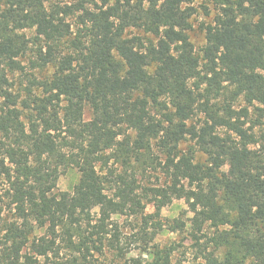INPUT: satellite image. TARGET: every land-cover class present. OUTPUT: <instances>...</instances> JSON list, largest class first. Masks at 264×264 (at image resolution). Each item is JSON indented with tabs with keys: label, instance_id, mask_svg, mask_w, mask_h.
Here are the masks:
<instances>
[{
	"label": "trees",
	"instance_id": "obj_1",
	"mask_svg": "<svg viewBox=\"0 0 264 264\" xmlns=\"http://www.w3.org/2000/svg\"><path fill=\"white\" fill-rule=\"evenodd\" d=\"M196 1L0 0V222L3 191L17 217L0 264H143L133 246L171 264L155 240L187 228L205 264H264V0H211L199 51ZM158 166L169 184L142 186ZM70 167L72 194L57 190ZM179 194L190 226L160 216ZM117 215L138 223L126 233ZM60 235L68 262L51 258Z\"/></svg>",
	"mask_w": 264,
	"mask_h": 264
},
{
	"label": "rangeland",
	"instance_id": "obj_2",
	"mask_svg": "<svg viewBox=\"0 0 264 264\" xmlns=\"http://www.w3.org/2000/svg\"><path fill=\"white\" fill-rule=\"evenodd\" d=\"M79 0H49V5H66L73 4ZM196 7V12L192 17L193 30L190 31V37L192 42L194 43L196 49L199 51L206 43L205 33L203 32V26L205 24L212 23L214 17L217 13V8L215 4L211 0H197L194 3ZM70 20L74 23L75 17L70 18ZM32 33L31 31L29 34ZM129 34L131 35H140L146 39L153 38L152 35L145 33L143 30L132 28L129 30ZM27 62H25L26 64ZM28 71H30L28 69ZM12 80L16 82V88L25 89L30 87V80L32 79L31 75L16 72L12 74ZM35 89V88H34ZM37 89V88H36ZM41 90H37L40 92ZM25 96V92H24ZM245 103L240 101L236 107H242ZM252 115L251 117H255L253 112V108L251 109ZM86 119L90 118V111L86 110ZM250 125V122H249ZM254 131L258 132V135H264V124L257 126L254 128ZM194 142L185 143L184 148L192 145ZM80 179V172L75 167L67 168L60 176L58 180V191L67 192L72 194L74 191L75 185L78 183ZM140 184L143 186H166L169 184L170 180L167 176L166 170L162 169L158 166V169L148 168L146 173L139 174ZM169 181V182H168ZM3 187H7V183H2ZM3 211L1 215L0 222V241L4 239V235L7 231V225L17 222L16 212L14 208L10 205L9 200L3 191ZM163 200H158L157 203L161 204ZM157 204H149L146 208V213L148 214H156L157 212ZM97 211V209L95 210ZM160 216L164 219H175L181 218L188 223L190 226V218L193 216V212L190 209V206L187 202L186 196L184 194L176 195L172 198V200L162 205V209L159 211ZM117 221L122 223V226H125L126 233H129L133 230V225H137V221L132 218H128L124 215H117L114 217ZM133 224V225H132ZM45 233L44 229H37L34 235H43ZM77 240V238H75ZM156 243L160 244L162 247L172 245L175 250L172 254L171 264H205V260L198 250V246L196 242L190 236V228H187L185 231L180 232H172L170 230L162 231L155 240ZM57 248L59 251L58 256H51L52 259L59 262H68L71 260L77 253L74 251V248L70 246V243L67 238H64L62 235L58 237ZM110 257L108 259H104L103 264H110ZM129 257H140L143 261V264H149L151 261V257L146 253H142L138 247L133 246L131 248V253H129ZM120 264H128L125 260Z\"/></svg>",
	"mask_w": 264,
	"mask_h": 264
}]
</instances>
